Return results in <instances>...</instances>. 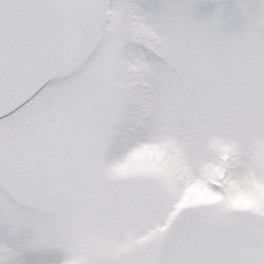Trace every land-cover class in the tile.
Wrapping results in <instances>:
<instances>
[{"label": "snow or ice", "instance_id": "1", "mask_svg": "<svg viewBox=\"0 0 264 264\" xmlns=\"http://www.w3.org/2000/svg\"><path fill=\"white\" fill-rule=\"evenodd\" d=\"M0 264H264V0H0Z\"/></svg>", "mask_w": 264, "mask_h": 264}]
</instances>
